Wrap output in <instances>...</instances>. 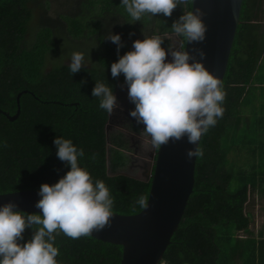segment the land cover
Returning <instances> with one entry per match:
<instances>
[{
    "label": "trees",
    "instance_id": "1",
    "mask_svg": "<svg viewBox=\"0 0 264 264\" xmlns=\"http://www.w3.org/2000/svg\"><path fill=\"white\" fill-rule=\"evenodd\" d=\"M262 1L242 0L221 83L224 112L200 138L203 155L195 160L193 189L159 264H264V223L254 235L246 211L250 194L264 196V106L261 112L250 108L248 116L242 110L253 98L264 52ZM49 7L46 0H0V109L13 115L21 93L16 119L0 113V193L39 189L62 177L68 168L53 144L62 136L84 150L79 165L108 187L112 212L137 213L143 207L136 201L147 200L150 182L119 173L126 163L119 134L108 137L106 163L107 113L91 90L96 81L108 83L113 92L123 84L122 74H110L118 58L116 45L105 39L110 32L120 34V55L144 36H159L167 48L172 43L164 35L172 34V22L190 11L191 3L170 17L146 14L133 23L120 0H62L56 17ZM74 52L89 66L71 74L64 54ZM23 236L30 239L31 230ZM54 246L58 264H119L122 252L120 245L62 232Z\"/></svg>",
    "mask_w": 264,
    "mask_h": 264
},
{
    "label": "clouds",
    "instance_id": "2",
    "mask_svg": "<svg viewBox=\"0 0 264 264\" xmlns=\"http://www.w3.org/2000/svg\"><path fill=\"white\" fill-rule=\"evenodd\" d=\"M192 2L120 0V5L133 23L146 14L170 17L178 6ZM203 15L199 8L183 11L171 24V33L179 43L167 48L162 47L164 40L159 36H144L133 40L131 49L120 55V34L110 32L105 38L116 45L118 58L111 63L110 74L113 78L123 75L127 97L134 105L129 116L143 126L155 147L186 139L194 146L186 150L189 159L203 155L198 142L224 112L225 92L220 79L204 66V51L192 50L200 57L197 60L186 50V45L205 40L207 26ZM69 59L71 74L88 65L79 52L72 53ZM91 96L97 98L99 109L109 115L119 107L108 83L96 81ZM53 144L56 157L68 170L55 183L40 185V198L35 203L39 214L16 210L13 201L0 205V264H58L56 235L62 232L78 239L110 226L114 199L103 181H93L87 169L79 165L84 150L62 136H56ZM136 203L146 207V197L138 198ZM25 229L31 230L30 239H24Z\"/></svg>",
    "mask_w": 264,
    "mask_h": 264
},
{
    "label": "water",
    "instance_id": "3",
    "mask_svg": "<svg viewBox=\"0 0 264 264\" xmlns=\"http://www.w3.org/2000/svg\"><path fill=\"white\" fill-rule=\"evenodd\" d=\"M241 5L242 0H193L191 3L190 10L199 8L204 13L202 20L207 26V31L202 43L188 44L186 50L199 60L200 57L192 50L202 49L205 53L202 61L204 66L215 74L221 83L239 22ZM174 38L172 46L179 43L178 38ZM20 95V92L16 95L17 107L13 115L0 109V113L10 121L16 119L19 114ZM192 147L194 146L188 144L186 139H182L169 141L167 145L153 149V168L144 178L119 172L150 182L146 207L134 214L112 212L110 226L93 231L89 235L120 245L122 252L119 264H159L193 189L196 157L189 159L186 156V150ZM107 173L109 174L108 166ZM38 190L24 189L0 193V205L13 201L17 206L16 210L39 213L40 210L35 207L40 198L37 195Z\"/></svg>",
    "mask_w": 264,
    "mask_h": 264
},
{
    "label": "flooded vegetation",
    "instance_id": "4",
    "mask_svg": "<svg viewBox=\"0 0 264 264\" xmlns=\"http://www.w3.org/2000/svg\"><path fill=\"white\" fill-rule=\"evenodd\" d=\"M171 43L173 45L174 41ZM69 58L64 60L65 63L69 64ZM86 61L88 60L86 59ZM88 66L89 63L84 67ZM114 95L117 98L119 107L114 110L112 115L107 113V118L104 123L106 147L107 145L109 147L108 137L110 133L119 134L124 141V146L120 149L126 157V163L119 172L144 178L145 174L149 171L151 172L153 168V159H151V156L157 147L151 144L149 137L143 132V126L137 125L134 118L129 116V110L134 108V105L127 97L126 86L123 84L117 85L114 90ZM107 124L108 127H106Z\"/></svg>",
    "mask_w": 264,
    "mask_h": 264
},
{
    "label": "crops",
    "instance_id": "5",
    "mask_svg": "<svg viewBox=\"0 0 264 264\" xmlns=\"http://www.w3.org/2000/svg\"><path fill=\"white\" fill-rule=\"evenodd\" d=\"M259 19L263 23V38H264V0L262 1V7H261L260 14H259ZM256 76H257L256 77L257 80L252 85V87L254 88L253 98H252L250 104L242 109L243 114L245 116L249 115L250 108H253L257 112V111H260L262 109V106H264V52L262 53V56L260 58V69L256 70ZM255 197L257 199L256 194H255ZM261 199L264 201V196H262ZM260 207H262V209L264 211V205L263 206L260 205ZM258 208H259V206L257 205L256 209H258ZM250 214H251L252 220L250 222L249 227L251 228L253 234L257 235L258 230L260 229V226L264 223V218H263V220L260 219V222H259L260 224H258L256 221L257 220L256 215H258V213L250 212Z\"/></svg>",
    "mask_w": 264,
    "mask_h": 264
},
{
    "label": "rangeland",
    "instance_id": "6",
    "mask_svg": "<svg viewBox=\"0 0 264 264\" xmlns=\"http://www.w3.org/2000/svg\"><path fill=\"white\" fill-rule=\"evenodd\" d=\"M62 2V0H46V4L47 6L49 7V15L52 16V17H56L57 13H60V9L58 8L59 7V4ZM63 3H64V0H63ZM67 3V2H66ZM68 5H70V3L68 4H64L63 8L66 9L68 7ZM164 37H167L170 39L171 42H175V38L174 36L171 34L169 35H164ZM68 39H70V37L68 36ZM77 39L74 40V42L76 41ZM77 41H82V40H77ZM67 55V54H66ZM64 54V59H68L69 57L66 56ZM68 57V58H66ZM257 205L259 206L258 209L257 208ZM260 205H264V201L257 197H255V194H250L247 202H246V211H248L249 213L250 212H254V213H258V215H256V221L258 224H260V219L263 220L264 218V211L262 209V207H260ZM256 207V208H255Z\"/></svg>",
    "mask_w": 264,
    "mask_h": 264
}]
</instances>
